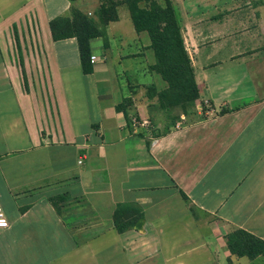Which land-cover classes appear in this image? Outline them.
Masks as SVG:
<instances>
[{"label": "crops", "instance_id": "1", "mask_svg": "<svg viewBox=\"0 0 264 264\" xmlns=\"http://www.w3.org/2000/svg\"><path fill=\"white\" fill-rule=\"evenodd\" d=\"M239 1L172 0L199 99L171 126L135 75L165 88L146 33L119 40V70L103 31L84 75L49 23L96 0H0V264H264L225 243L264 241V9ZM119 204L142 211L123 234Z\"/></svg>", "mask_w": 264, "mask_h": 264}, {"label": "trees", "instance_id": "2", "mask_svg": "<svg viewBox=\"0 0 264 264\" xmlns=\"http://www.w3.org/2000/svg\"><path fill=\"white\" fill-rule=\"evenodd\" d=\"M76 2L79 0H68ZM93 12L71 9L69 16L57 17L49 23L53 41L75 39L78 45L81 71L91 74V41L103 35L105 27L119 20V9L126 8L134 31L146 33L149 49L153 54L151 73L164 83L162 90L155 84L147 87L146 96L155 100L158 109L173 126L179 115L194 112L199 91L195 82L191 60L185 49L182 29L172 0H96ZM131 98H124L115 110L128 117L132 107ZM53 204L55 201H52ZM142 219V211L133 204H119L113 216V228L123 234ZM225 243L235 258L252 260L264 256V241L243 230L227 234Z\"/></svg>", "mask_w": 264, "mask_h": 264}, {"label": "rangeland", "instance_id": "3", "mask_svg": "<svg viewBox=\"0 0 264 264\" xmlns=\"http://www.w3.org/2000/svg\"><path fill=\"white\" fill-rule=\"evenodd\" d=\"M252 3H253L252 0H240L237 8L238 9H253L254 8L253 6H255V9H264V0H255L254 5H252ZM208 7H212V9H215L214 1H212V4H208ZM56 10L58 9H53V11H56ZM260 13H261V16H264L263 10H260ZM104 31H105L104 38L109 43L110 50H111L110 52H111V55L113 56L112 65L114 66L115 69L121 70V67L124 66V64H122L121 66L120 64L117 63L116 58H115L116 55H118L119 53L125 54L128 50L133 51L134 49V46L131 45L130 47L124 48V51H123V48L121 47V43L119 41L122 38L125 41V43H132V39H134L135 32L133 30V26L131 24L127 9L120 8L119 9V20L115 24L109 25ZM97 54L99 55V51L97 52ZM128 74L126 78L123 77L122 79L124 83L127 78L129 79ZM135 75L137 76V79L139 82L145 83L146 85L152 84L154 82L150 78H147V77L145 78V76L141 73H135ZM157 80L160 81L159 77Z\"/></svg>", "mask_w": 264, "mask_h": 264}, {"label": "built area", "instance_id": "4", "mask_svg": "<svg viewBox=\"0 0 264 264\" xmlns=\"http://www.w3.org/2000/svg\"><path fill=\"white\" fill-rule=\"evenodd\" d=\"M94 60H95V57H91L90 58V63L92 64L94 62ZM131 124H132V127L134 129L147 128L148 127V124L146 122L139 123L136 119H133L131 121ZM0 220L5 221V224L0 226V230L1 229H6L9 226V223H8V221H7V219H6L5 215H4V212L2 210L1 205H0Z\"/></svg>", "mask_w": 264, "mask_h": 264}, {"label": "clouds", "instance_id": "5", "mask_svg": "<svg viewBox=\"0 0 264 264\" xmlns=\"http://www.w3.org/2000/svg\"><path fill=\"white\" fill-rule=\"evenodd\" d=\"M142 202H148V198H141ZM5 221L0 220V226L4 225ZM142 244L145 246H150L148 241H142Z\"/></svg>", "mask_w": 264, "mask_h": 264}]
</instances>
